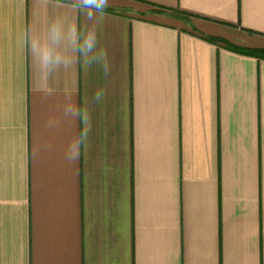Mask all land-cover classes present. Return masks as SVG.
Here are the masks:
<instances>
[{
	"label": "crops",
	"instance_id": "crops-1",
	"mask_svg": "<svg viewBox=\"0 0 264 264\" xmlns=\"http://www.w3.org/2000/svg\"><path fill=\"white\" fill-rule=\"evenodd\" d=\"M108 13L111 75L61 73L45 98L17 39L25 12L0 0V264H264V58L206 38L264 49V0ZM73 80L90 127L70 162Z\"/></svg>",
	"mask_w": 264,
	"mask_h": 264
},
{
	"label": "clouds",
	"instance_id": "clouds-1",
	"mask_svg": "<svg viewBox=\"0 0 264 264\" xmlns=\"http://www.w3.org/2000/svg\"><path fill=\"white\" fill-rule=\"evenodd\" d=\"M25 12V24L17 37L20 47L31 60L38 90L45 98L60 89L57 80L61 73H77L98 66L105 77L111 75L113 65L108 46L104 42L111 17L108 13L110 0H17ZM77 83L63 89L65 103L63 116L81 119L85 125L79 140L69 148L67 159L74 162L90 127L86 99L82 106L74 102ZM105 95L98 88L91 100L100 103ZM52 121L49 125H52Z\"/></svg>",
	"mask_w": 264,
	"mask_h": 264
},
{
	"label": "trees",
	"instance_id": "trees-1",
	"mask_svg": "<svg viewBox=\"0 0 264 264\" xmlns=\"http://www.w3.org/2000/svg\"><path fill=\"white\" fill-rule=\"evenodd\" d=\"M206 38L211 40V41H215V40L221 41L225 44V46L227 48H229L230 50H233L235 52L264 58V49L263 48H250V47L235 45L233 43H230V42L225 41L222 38H218V37H206Z\"/></svg>",
	"mask_w": 264,
	"mask_h": 264
}]
</instances>
